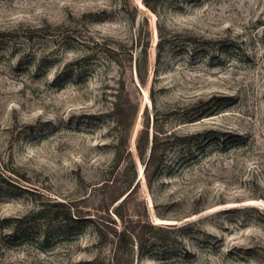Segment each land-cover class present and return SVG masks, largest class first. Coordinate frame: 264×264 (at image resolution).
Returning <instances> with one entry per match:
<instances>
[{"label": "rangeland", "instance_id": "obj_1", "mask_svg": "<svg viewBox=\"0 0 264 264\" xmlns=\"http://www.w3.org/2000/svg\"><path fill=\"white\" fill-rule=\"evenodd\" d=\"M120 91L136 111L139 186L116 221L142 235L131 264H264V0H0V264H114ZM147 126L222 144L188 163L169 148L151 192Z\"/></svg>", "mask_w": 264, "mask_h": 264}, {"label": "trees", "instance_id": "obj_2", "mask_svg": "<svg viewBox=\"0 0 264 264\" xmlns=\"http://www.w3.org/2000/svg\"><path fill=\"white\" fill-rule=\"evenodd\" d=\"M165 42L163 38L158 43L159 53L157 54V60L161 59L162 50ZM147 53V51H146ZM146 60L140 62L137 66L139 76H142V70L145 69ZM132 104L124 103L121 91L116 94V100L113 103L111 110V117L114 120L116 131L117 143L114 146V159L111 170L107 173L105 183L103 184V205L105 211L112 214L115 220L109 215V219L112 220L113 234L116 238L113 262L114 264H131L133 261L135 252V246H140V240L142 235L134 234L135 228L130 229L127 226L119 227L116 224L118 219L123 220V202L129 200L135 195V190L139 186L138 180V164L132 158L131 152L128 149V135L127 132L131 128L132 119L136 115V111H133ZM136 108V107H135ZM197 114L196 116H198ZM202 115V114H200ZM195 116V117H196ZM206 135V136H205ZM221 136H226L221 134ZM216 141L219 145V138L213 136V132L196 133L190 135H178L172 134L160 138L159 135L153 136V141H150V135L148 126L144 133H141L138 144L137 153L140 161L143 162L144 176L148 189L152 192L154 187L162 182L163 173L166 168V153L169 148L178 147L180 149V155L177 158L178 161H196L200 156L206 153L208 146ZM217 144V145H218ZM150 150V154H147ZM126 165L124 166V164ZM124 166L123 170L122 167ZM181 168V163L178 169ZM122 170V171H121ZM59 204H50V207H56ZM58 210L55 213L58 214ZM49 212L46 206L35 210L33 214L37 219H45ZM137 224H135L136 227ZM97 231L100 234L101 230L96 226ZM105 236V237H104ZM107 234L104 233V239L107 238ZM108 239V238H107Z\"/></svg>", "mask_w": 264, "mask_h": 264}]
</instances>
